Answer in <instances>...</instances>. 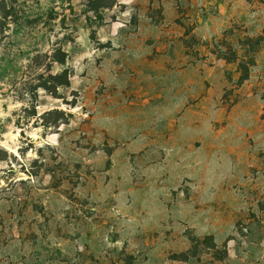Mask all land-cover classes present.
Returning <instances> with one entry per match:
<instances>
[{
    "label": "rangeland",
    "instance_id": "374dc122",
    "mask_svg": "<svg viewBox=\"0 0 264 264\" xmlns=\"http://www.w3.org/2000/svg\"><path fill=\"white\" fill-rule=\"evenodd\" d=\"M0 264H264V0H0Z\"/></svg>",
    "mask_w": 264,
    "mask_h": 264
},
{
    "label": "trees",
    "instance_id": "16d2710c",
    "mask_svg": "<svg viewBox=\"0 0 264 264\" xmlns=\"http://www.w3.org/2000/svg\"><path fill=\"white\" fill-rule=\"evenodd\" d=\"M99 2L103 3V7L110 8L114 5H116L117 0H99ZM235 60H236V58H235ZM235 60H233V61H235ZM254 65H255L254 57L246 51V54L242 57V59L240 60V63H239V68H240V73H241V77H240L239 81L241 84L250 78L251 67ZM69 84H70V82H69V80H67V82L65 84L60 83L59 85L68 86Z\"/></svg>",
    "mask_w": 264,
    "mask_h": 264
}]
</instances>
